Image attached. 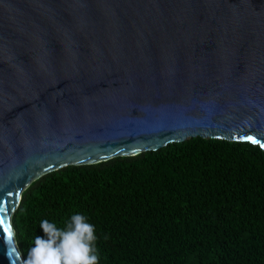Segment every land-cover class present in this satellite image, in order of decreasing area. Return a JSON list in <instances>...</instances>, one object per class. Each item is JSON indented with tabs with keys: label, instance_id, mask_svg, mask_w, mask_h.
Instances as JSON below:
<instances>
[{
	"label": "water",
	"instance_id": "1",
	"mask_svg": "<svg viewBox=\"0 0 264 264\" xmlns=\"http://www.w3.org/2000/svg\"><path fill=\"white\" fill-rule=\"evenodd\" d=\"M197 137L264 143V0H0V264L44 173Z\"/></svg>",
	"mask_w": 264,
	"mask_h": 264
},
{
	"label": "trees",
	"instance_id": "2",
	"mask_svg": "<svg viewBox=\"0 0 264 264\" xmlns=\"http://www.w3.org/2000/svg\"><path fill=\"white\" fill-rule=\"evenodd\" d=\"M94 226L98 264H264V149L192 138L44 173L12 216L27 260L42 221Z\"/></svg>",
	"mask_w": 264,
	"mask_h": 264
},
{
	"label": "clouds",
	"instance_id": "3",
	"mask_svg": "<svg viewBox=\"0 0 264 264\" xmlns=\"http://www.w3.org/2000/svg\"><path fill=\"white\" fill-rule=\"evenodd\" d=\"M40 227L47 239L35 237V246L30 248L23 264H98L94 226L83 215L74 214L64 230L47 220Z\"/></svg>",
	"mask_w": 264,
	"mask_h": 264
},
{
	"label": "snow or ice",
	"instance_id": "4",
	"mask_svg": "<svg viewBox=\"0 0 264 264\" xmlns=\"http://www.w3.org/2000/svg\"><path fill=\"white\" fill-rule=\"evenodd\" d=\"M247 139L252 143H260L258 140H255L252 137H248ZM260 147L264 148V143H260ZM5 212L7 213V210H5ZM4 224H5L4 219L0 217V226H3ZM0 230H2L3 234H7V236L10 237V230L8 228H0Z\"/></svg>",
	"mask_w": 264,
	"mask_h": 264
}]
</instances>
